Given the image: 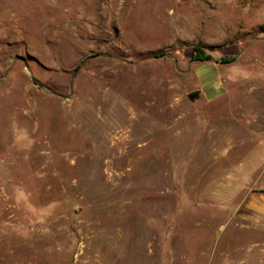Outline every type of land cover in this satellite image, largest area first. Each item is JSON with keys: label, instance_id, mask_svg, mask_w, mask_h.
Instances as JSON below:
<instances>
[{"label": "rangeland", "instance_id": "rangeland-1", "mask_svg": "<svg viewBox=\"0 0 264 264\" xmlns=\"http://www.w3.org/2000/svg\"><path fill=\"white\" fill-rule=\"evenodd\" d=\"M248 163L264 0H0V264H202Z\"/></svg>", "mask_w": 264, "mask_h": 264}, {"label": "crops", "instance_id": "crops-1", "mask_svg": "<svg viewBox=\"0 0 264 264\" xmlns=\"http://www.w3.org/2000/svg\"><path fill=\"white\" fill-rule=\"evenodd\" d=\"M216 62H196L194 76L202 97L213 102L225 93V78ZM246 168L243 182H262L260 188L246 186L239 190L238 204L217 210L226 221L217 223L216 237L210 247L201 250L202 264H264V169ZM238 181L240 174L235 175ZM236 198V197H233Z\"/></svg>", "mask_w": 264, "mask_h": 264}, {"label": "trees", "instance_id": "trees-1", "mask_svg": "<svg viewBox=\"0 0 264 264\" xmlns=\"http://www.w3.org/2000/svg\"><path fill=\"white\" fill-rule=\"evenodd\" d=\"M196 50H197V52H196L194 58L197 62H210L212 60L211 54L206 53L205 51H202L199 48Z\"/></svg>", "mask_w": 264, "mask_h": 264}, {"label": "water", "instance_id": "water-1", "mask_svg": "<svg viewBox=\"0 0 264 264\" xmlns=\"http://www.w3.org/2000/svg\"><path fill=\"white\" fill-rule=\"evenodd\" d=\"M199 92H200V91H196V92H194V93H191L190 96L197 95V94H199Z\"/></svg>", "mask_w": 264, "mask_h": 264}]
</instances>
